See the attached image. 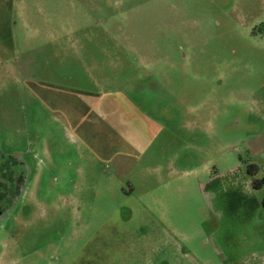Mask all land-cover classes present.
I'll use <instances>...</instances> for the list:
<instances>
[{
  "label": "rangeland",
  "instance_id": "obj_1",
  "mask_svg": "<svg viewBox=\"0 0 264 264\" xmlns=\"http://www.w3.org/2000/svg\"><path fill=\"white\" fill-rule=\"evenodd\" d=\"M263 178L264 0H0V264H216Z\"/></svg>",
  "mask_w": 264,
  "mask_h": 264
},
{
  "label": "crops",
  "instance_id": "obj_2",
  "mask_svg": "<svg viewBox=\"0 0 264 264\" xmlns=\"http://www.w3.org/2000/svg\"><path fill=\"white\" fill-rule=\"evenodd\" d=\"M246 223H217L209 233L216 264H264V222L257 219L259 203L253 202ZM232 223V224H231Z\"/></svg>",
  "mask_w": 264,
  "mask_h": 264
},
{
  "label": "trees",
  "instance_id": "obj_3",
  "mask_svg": "<svg viewBox=\"0 0 264 264\" xmlns=\"http://www.w3.org/2000/svg\"><path fill=\"white\" fill-rule=\"evenodd\" d=\"M256 171H257V169H256V167L254 165H249L248 169H247V174L249 176H254L256 174ZM251 187H252L253 190H258V189L264 187V178L261 179V180H253L251 182ZM261 206L264 209V199H263V201L261 203Z\"/></svg>",
  "mask_w": 264,
  "mask_h": 264
}]
</instances>
